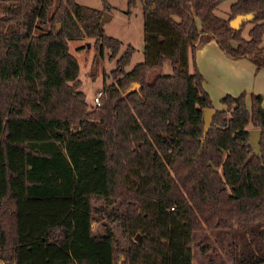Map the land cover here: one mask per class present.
Wrapping results in <instances>:
<instances>
[{
	"label": "trees",
	"instance_id": "obj_1",
	"mask_svg": "<svg viewBox=\"0 0 264 264\" xmlns=\"http://www.w3.org/2000/svg\"><path fill=\"white\" fill-rule=\"evenodd\" d=\"M100 1L0 0V257L193 264V232L219 228L231 233V264H264L262 95L249 92L248 103L246 91L228 92L215 107L188 69L211 38L264 65V0H230L226 17L215 12L226 0H140L144 56L129 68L135 46L117 55L121 40L100 24L110 4ZM243 13L239 28L229 24ZM89 38L96 67L106 49L115 65L88 106L68 43ZM165 60L172 70L147 79ZM250 126L261 128L260 152Z\"/></svg>",
	"mask_w": 264,
	"mask_h": 264
},
{
	"label": "rangeland",
	"instance_id": "obj_2",
	"mask_svg": "<svg viewBox=\"0 0 264 264\" xmlns=\"http://www.w3.org/2000/svg\"><path fill=\"white\" fill-rule=\"evenodd\" d=\"M84 5H90L95 8H102L100 0H77ZM110 8L104 9L101 19L102 28L105 31L121 40V46L117 55L123 51L126 43L135 46L129 63L126 67H131L134 63L139 62L144 56L143 51V17L140 0L131 7L130 13L127 10V0H108ZM230 0L220 3L215 12L220 16L228 15V5ZM242 36L248 37V30L251 27L250 22L244 24ZM264 39V35H263ZM89 41V42H88ZM262 42V41H261ZM92 39H71L69 41V50L72 51L79 63L78 76L82 80L81 88L85 92V98L89 105L92 104L93 92L102 86V70L108 71L115 65V57H108L109 49H106L103 57H100L98 67L92 62L91 58L96 51L95 46L91 44ZM264 43V41L262 42ZM88 44V45H87ZM172 70L171 63L165 60L162 66L152 68L147 79L151 80L158 72H170ZM111 75L106 79H110ZM250 125V124H249ZM251 127V126H250ZM105 216L103 217V219ZM106 220V219H105ZM101 222L100 218L94 219L92 225L97 227ZM192 251H194L193 264H231L232 263V236L228 229H198L193 232ZM119 262V261H118ZM0 264H5L0 257ZM120 264V263H118ZM263 264V263H250Z\"/></svg>",
	"mask_w": 264,
	"mask_h": 264
},
{
	"label": "crops",
	"instance_id": "obj_3",
	"mask_svg": "<svg viewBox=\"0 0 264 264\" xmlns=\"http://www.w3.org/2000/svg\"><path fill=\"white\" fill-rule=\"evenodd\" d=\"M195 68L202 77V85L215 107H225L221 97L226 93L237 95L241 91H246L248 103L249 92L261 94V105L264 107V65L256 67L254 61L245 55L226 54L211 38L195 49L194 57H189V71L192 72Z\"/></svg>",
	"mask_w": 264,
	"mask_h": 264
},
{
	"label": "water",
	"instance_id": "obj_4",
	"mask_svg": "<svg viewBox=\"0 0 264 264\" xmlns=\"http://www.w3.org/2000/svg\"><path fill=\"white\" fill-rule=\"evenodd\" d=\"M250 16H251V14H249V13L236 14L234 17H232L229 20V24L231 26H233L234 28H239L240 23L243 20L248 19ZM100 24L102 25L101 21H100ZM135 84H138V82L135 81ZM214 110H215V108L213 106L203 108V112H204L203 129H204V131L206 130V128L211 123ZM249 132H250V134H249L248 141H249L250 145L253 146V150L255 152H260L259 139H260V135H261V128L260 127H249ZM136 235H137L136 237L139 238L140 235H138V233Z\"/></svg>",
	"mask_w": 264,
	"mask_h": 264
},
{
	"label": "built area",
	"instance_id": "obj_5",
	"mask_svg": "<svg viewBox=\"0 0 264 264\" xmlns=\"http://www.w3.org/2000/svg\"><path fill=\"white\" fill-rule=\"evenodd\" d=\"M102 86L101 87H99V88H97L94 92H93V94H92V104L93 105H97V104H99L100 103V101H101V97H100V95H101V93H102Z\"/></svg>",
	"mask_w": 264,
	"mask_h": 264
}]
</instances>
